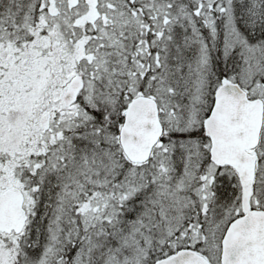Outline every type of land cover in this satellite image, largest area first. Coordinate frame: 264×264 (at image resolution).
Segmentation results:
<instances>
[{
  "label": "snow or ice",
  "instance_id": "1",
  "mask_svg": "<svg viewBox=\"0 0 264 264\" xmlns=\"http://www.w3.org/2000/svg\"><path fill=\"white\" fill-rule=\"evenodd\" d=\"M0 264H264V0H0Z\"/></svg>",
  "mask_w": 264,
  "mask_h": 264
}]
</instances>
